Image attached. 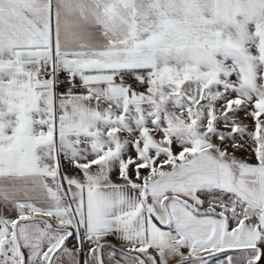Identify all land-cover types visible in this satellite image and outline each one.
<instances>
[{
	"label": "snow or ice",
	"instance_id": "1",
	"mask_svg": "<svg viewBox=\"0 0 264 264\" xmlns=\"http://www.w3.org/2000/svg\"><path fill=\"white\" fill-rule=\"evenodd\" d=\"M0 264H264V0H0Z\"/></svg>",
	"mask_w": 264,
	"mask_h": 264
},
{
	"label": "rangeland",
	"instance_id": "2",
	"mask_svg": "<svg viewBox=\"0 0 264 264\" xmlns=\"http://www.w3.org/2000/svg\"><path fill=\"white\" fill-rule=\"evenodd\" d=\"M241 155H242L243 157H245V158L248 156L247 153H241Z\"/></svg>",
	"mask_w": 264,
	"mask_h": 264
},
{
	"label": "crops",
	"instance_id": "3",
	"mask_svg": "<svg viewBox=\"0 0 264 264\" xmlns=\"http://www.w3.org/2000/svg\"><path fill=\"white\" fill-rule=\"evenodd\" d=\"M247 158V157H246Z\"/></svg>",
	"mask_w": 264,
	"mask_h": 264
}]
</instances>
